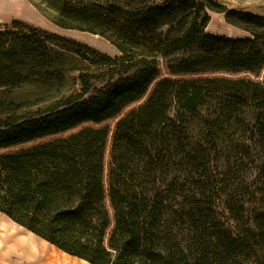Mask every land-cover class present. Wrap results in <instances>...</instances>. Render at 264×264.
<instances>
[{
    "label": "trees",
    "instance_id": "16d2710c",
    "mask_svg": "<svg viewBox=\"0 0 264 264\" xmlns=\"http://www.w3.org/2000/svg\"><path fill=\"white\" fill-rule=\"evenodd\" d=\"M34 5L55 11L59 27L101 36L120 54L20 20L0 29V86L61 84L70 58L99 68L76 67L80 89L58 87L36 109L1 89L0 212L90 264H264V160L260 197L226 199L229 225L216 209L206 143L193 129L212 100L216 110L202 133L219 136L255 105L254 143L264 151V16L218 0ZM210 12L249 35L208 31ZM110 120L114 128L82 127Z\"/></svg>",
    "mask_w": 264,
    "mask_h": 264
},
{
    "label": "rangeland",
    "instance_id": "374dc122",
    "mask_svg": "<svg viewBox=\"0 0 264 264\" xmlns=\"http://www.w3.org/2000/svg\"><path fill=\"white\" fill-rule=\"evenodd\" d=\"M35 1L39 3V0ZM0 3L3 5L19 3L22 5L23 10L32 14L31 19L21 16L19 13L0 15V29H5V26L7 24L10 25L14 20H20L31 26L43 30L47 29L46 31L49 30L66 37L76 39L98 49L103 53L115 56L112 52H114L113 48L117 47L107 39L101 36H98L99 38L96 39L95 35L91 33L78 30L61 29L56 26L52 21V17L55 14V11L52 9L42 7V11L30 0H0ZM211 17L212 19L208 31H214L218 34L229 35L233 37H243L249 35V33L246 31L231 26L225 19H221L219 16L213 15ZM53 27L59 31L61 30V32L50 30L53 29ZM90 41L93 43L102 44L104 46L106 45L111 50V52H106L104 49L96 47ZM117 55H119V53ZM64 67L67 69V79L61 84L50 85L41 84L38 81H31L23 84H15L14 86H0V91H3L4 89H6V91L9 90V95H12V97L17 102L29 103L32 105L33 109H36V107L39 105H43L54 99V97L59 94L57 92L58 87H61L62 92H70L80 89L81 86L78 79L80 72L76 70V67L85 68L89 72L99 70V68L91 66L89 62L82 61L78 58H70L69 60H65ZM263 78L264 73H262L260 79L263 80ZM101 85L102 82H99L97 87H100ZM138 105L139 104H134L129 109L137 107ZM129 109H127L125 113ZM215 110L216 101L212 100L210 104L203 107L201 110V116L196 118L193 122V129L197 135V139L206 143V146L204 147L206 150H203L202 154L204 155V161L209 163L207 165V174L211 176L210 178H212L215 183L216 192H214V194L217 200L216 209L218 214L229 225H233L234 222L229 218V212L226 208V199H228L230 195L247 200L260 197V194H258V190L256 189H258V187L261 185L258 166L264 160V151L259 149L254 143V135L258 129L255 119L259 110L257 107H255V105L245 107L244 112L241 114L240 118H238L241 119L239 123H235L233 125H224L226 130L224 135L219 136V134L215 132L212 134L209 132L202 133L204 131L206 119L212 117L215 113ZM176 113L177 108L175 105H173L169 114L174 117L176 116ZM244 121H246V124ZM116 122L117 120H110L103 124L87 123L82 127H99L108 124L111 126V128H114ZM250 138L254 139L253 142L250 140ZM30 145L31 144L23 145L22 147H27ZM111 145L112 137L109 138L107 143V162L110 160ZM201 165H203L202 162ZM251 207H259V205L253 204ZM45 250L48 256H56L58 258V264H76L78 262H85V260L71 256L69 254L67 255L63 251L52 246H48V248ZM10 264H13V262Z\"/></svg>",
    "mask_w": 264,
    "mask_h": 264
},
{
    "label": "bare ground",
    "instance_id": "6f19581e",
    "mask_svg": "<svg viewBox=\"0 0 264 264\" xmlns=\"http://www.w3.org/2000/svg\"><path fill=\"white\" fill-rule=\"evenodd\" d=\"M21 14V16L32 18V14L23 10L22 5L16 4H6L0 3V15L8 14ZM98 39V35H95ZM91 42V41H90ZM96 47L104 49L106 52L111 50L105 45L93 43ZM22 246H18L12 241L10 234L1 233L0 234V262L5 263L18 258V264H58V258L56 256H48L44 250H41L36 245L32 243H24ZM68 255V254H67ZM76 264H90L88 261L84 263Z\"/></svg>",
    "mask_w": 264,
    "mask_h": 264
},
{
    "label": "crops",
    "instance_id": "0c3cea01",
    "mask_svg": "<svg viewBox=\"0 0 264 264\" xmlns=\"http://www.w3.org/2000/svg\"><path fill=\"white\" fill-rule=\"evenodd\" d=\"M219 1L227 5L229 8L246 11V12H252V13H256V14L264 16V0H219ZM210 14L211 16L215 15V16H219L221 19H225V15L222 13H216V12L211 13L210 12ZM208 29H209V26H208ZM50 30L61 32V30L59 31L58 29H55L54 27L53 29H50ZM210 32L216 33L214 31H210ZM113 49H114V52L112 53L114 55H117L118 53L120 54V51L118 50V48H113ZM1 233L10 234L12 241L15 242L18 246H22L21 244H24V243H32V245H36V247H39L41 250H44L45 253H46L45 249L48 248V246H52L56 248L55 246H53L46 240L40 238L33 232L17 224L11 218H9L8 216L0 212V234ZM11 262H13V264H18V258H15L14 260L9 261V262H5V264H10Z\"/></svg>",
    "mask_w": 264,
    "mask_h": 264
}]
</instances>
